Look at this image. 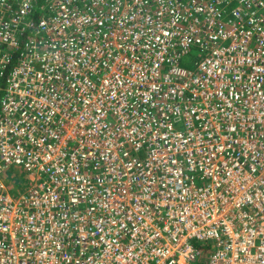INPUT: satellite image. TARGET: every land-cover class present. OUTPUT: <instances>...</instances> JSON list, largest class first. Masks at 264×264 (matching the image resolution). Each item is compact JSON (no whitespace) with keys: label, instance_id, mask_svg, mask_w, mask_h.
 I'll use <instances>...</instances> for the list:
<instances>
[{"label":"built area","instance_id":"built-area-1","mask_svg":"<svg viewBox=\"0 0 264 264\" xmlns=\"http://www.w3.org/2000/svg\"><path fill=\"white\" fill-rule=\"evenodd\" d=\"M206 242L264 264V0H0V264Z\"/></svg>","mask_w":264,"mask_h":264},{"label":"trees","instance_id":"trees-1","mask_svg":"<svg viewBox=\"0 0 264 264\" xmlns=\"http://www.w3.org/2000/svg\"><path fill=\"white\" fill-rule=\"evenodd\" d=\"M199 51L193 49L183 60H182V66L184 68L190 69L193 67V61L195 58L198 57ZM15 177H12L14 179ZM197 246H199L202 256L200 257V260L196 264H206L207 259L209 255L213 251V247L211 243H198ZM205 255V256H204Z\"/></svg>","mask_w":264,"mask_h":264},{"label":"rangeland","instance_id":"rangeland-1","mask_svg":"<svg viewBox=\"0 0 264 264\" xmlns=\"http://www.w3.org/2000/svg\"><path fill=\"white\" fill-rule=\"evenodd\" d=\"M6 175L8 177V179L5 181L7 186H12V190L9 191L10 195L15 196L17 191H23L25 186H26V181L24 180V174L19 175V171L14 167H10V169H8V171L6 172ZM14 179H12V177H14ZM195 245L197 246V244L195 243Z\"/></svg>","mask_w":264,"mask_h":264},{"label":"bare ground","instance_id":"bare-ground-1","mask_svg":"<svg viewBox=\"0 0 264 264\" xmlns=\"http://www.w3.org/2000/svg\"><path fill=\"white\" fill-rule=\"evenodd\" d=\"M192 211H193V210H189V212H192ZM208 224H211V222L209 221ZM137 237H138V240H139V241H143V242H145V241L148 240V236H147L146 234H144V233H137ZM150 240H151V239H150ZM141 246L143 247L144 245H141ZM190 247H191V245L188 244L187 247L183 249V248L181 247V244L179 243L177 246H172V245L170 244L169 247L166 248V249H168V250H167L168 252H176V251H182V250H187V251L191 252ZM132 250L135 251V248H132ZM163 253H164V251L154 250V254L157 255V256H160V255L163 254ZM178 263H179V264H185V261H184L183 259H179Z\"/></svg>","mask_w":264,"mask_h":264}]
</instances>
